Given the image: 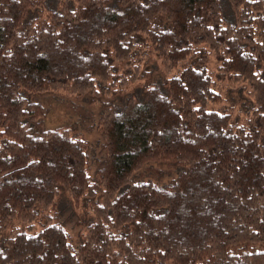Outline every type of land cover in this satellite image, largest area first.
Instances as JSON below:
<instances>
[{"label":"trees","instance_id":"16d2710c","mask_svg":"<svg viewBox=\"0 0 264 264\" xmlns=\"http://www.w3.org/2000/svg\"><path fill=\"white\" fill-rule=\"evenodd\" d=\"M0 264H264V0H0Z\"/></svg>","mask_w":264,"mask_h":264},{"label":"rangeland","instance_id":"374dc122","mask_svg":"<svg viewBox=\"0 0 264 264\" xmlns=\"http://www.w3.org/2000/svg\"><path fill=\"white\" fill-rule=\"evenodd\" d=\"M76 104H77V106H74L73 104H71L69 106H67V105L66 106H60L59 102L58 103H53L54 114L57 115L58 112L61 110V113H63L64 114L63 116H65L66 118H67V114L72 115V117L74 115H77V114L78 115L80 114V116H82V117L84 115L87 116L88 112H87V107L84 105L85 102L81 101V102L76 103ZM81 106H83V111L81 110ZM62 107H64L66 110L63 109ZM84 130H86V129H84ZM95 131H96L95 127H92V128H90V130H88L86 132V135L91 139V142H92L94 147L97 145V142H98L96 137H92L93 136L92 134ZM92 138L95 141H93ZM166 178L167 177L165 175L164 176H160L159 174H157L156 172H153V171L144 172V174L138 172L136 174V176H135V179H152V180L157 181V182L165 180Z\"/></svg>","mask_w":264,"mask_h":264}]
</instances>
